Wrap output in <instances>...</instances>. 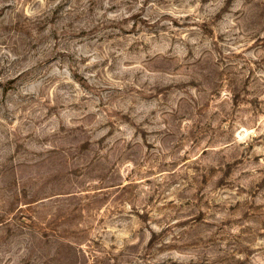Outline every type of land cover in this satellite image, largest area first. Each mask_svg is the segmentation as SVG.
I'll use <instances>...</instances> for the list:
<instances>
[{"label":"rangeland","instance_id":"1","mask_svg":"<svg viewBox=\"0 0 264 264\" xmlns=\"http://www.w3.org/2000/svg\"><path fill=\"white\" fill-rule=\"evenodd\" d=\"M0 264H264V0H0Z\"/></svg>","mask_w":264,"mask_h":264}]
</instances>
